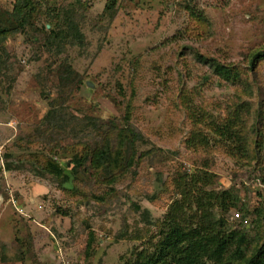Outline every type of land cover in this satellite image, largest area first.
I'll use <instances>...</instances> for the list:
<instances>
[{"label": "rangeland", "instance_id": "374dc122", "mask_svg": "<svg viewBox=\"0 0 264 264\" xmlns=\"http://www.w3.org/2000/svg\"><path fill=\"white\" fill-rule=\"evenodd\" d=\"M195 174L264 264V0H0V264H128Z\"/></svg>", "mask_w": 264, "mask_h": 264}, {"label": "trees", "instance_id": "16d2710c", "mask_svg": "<svg viewBox=\"0 0 264 264\" xmlns=\"http://www.w3.org/2000/svg\"><path fill=\"white\" fill-rule=\"evenodd\" d=\"M21 6L20 3V8ZM22 13L19 12L17 18L22 17ZM26 23L25 19H21V25ZM256 57L257 55L253 61ZM197 59L227 83L241 79L240 72L233 65H225L213 57L200 54ZM129 112L128 109L127 113ZM127 113L125 119L127 124H130L131 120ZM120 134L132 140L137 138L133 128L124 131L121 129ZM222 135L228 134L222 131ZM193 138L195 136H192ZM98 158L105 162V158H109L108 150H102ZM75 162L77 163V159ZM48 166L56 175L69 180L72 169L66 171L51 162ZM210 183L208 174H195L176 181L175 187L180 197L170 205L165 214L153 242L152 251H140L128 264H232L233 260L244 257L243 246L246 240L243 231L236 228L230 230L224 217L231 209L230 204L235 207V203L232 202L234 200H231L227 191L218 193L215 190H207L206 187ZM229 200L230 204L227 205ZM216 210L218 213H214ZM93 241L94 233L91 232L88 250ZM262 248L264 250V245Z\"/></svg>", "mask_w": 264, "mask_h": 264}]
</instances>
